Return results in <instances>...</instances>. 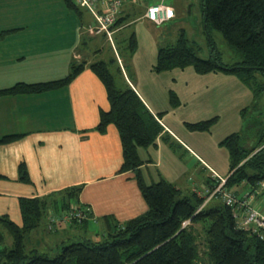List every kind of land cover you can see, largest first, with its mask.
Returning <instances> with one entry per match:
<instances>
[{"label":"trees","instance_id":"1","mask_svg":"<svg viewBox=\"0 0 264 264\" xmlns=\"http://www.w3.org/2000/svg\"><path fill=\"white\" fill-rule=\"evenodd\" d=\"M63 1L78 16L83 27L87 28L94 22L91 13L75 0ZM201 2L206 31L210 34L211 28L220 30L242 59L234 63L224 62L219 52L214 51L210 35L211 57L204 59L198 55L182 29L174 44L159 47L154 69L162 72L192 66L202 74L221 71L236 75L251 87L256 102L264 91V82L257 80L258 75L264 77V0ZM85 11L90 15L88 19ZM121 11L122 7L111 26L115 32L128 24L129 15H119ZM15 30L1 31L0 39ZM137 46L136 33L133 32L127 47L134 53ZM121 59L124 68L125 59ZM87 65L84 59L80 62L74 60L69 73L62 78L39 82L19 81L10 87L0 88V96L38 94L65 87ZM88 66L103 82L109 103L108 109L101 111L98 129L104 132L111 124L118 129L123 147V161L118 172L134 173L148 209L123 223L116 222L112 216H104L110 224L104 240L63 241L57 245V255L50 257L37 249L28 250L27 233L33 231V234H37L35 229L40 228L45 217L46 229L52 233L68 222L81 224L85 218L64 219L75 208L84 211L87 216L88 212L79 199L83 186H71L46 196L21 197V225L7 214L0 215V264H264V238L238 227L234 212L243 213L239 204H228L221 192L208 197L221 183L215 170L209 167L212 176L205 178L207 186L204 190H200V185L194 186L190 194H184L181 186L161 173L157 181L147 183L142 167L152 160L142 159L140 148L155 146L157 139L162 137L169 140L174 148H183L185 153L183 144L166 132L162 112L151 111L130 78H125L124 87H118L105 60L95 61ZM120 67V70L123 69ZM170 95L171 105L178 107L181 101L177 93L171 91ZM248 109L246 107L243 111ZM259 114L260 117L251 122L253 129L250 133L234 132L220 142L227 148L230 157V171L224 177V187L228 192L242 182L249 184L247 188L251 190L264 181V115ZM216 120L217 117H214L186 125L192 131H209ZM24 135H4L0 137V144L12 143ZM18 170L20 180L31 181L25 162H20ZM232 190L230 193L238 200L245 199L244 192L248 191H240L238 195V189ZM263 194L264 189H261L255 198ZM217 196H222L225 203H216L207 208L206 200H213Z\"/></svg>","mask_w":264,"mask_h":264},{"label":"crops","instance_id":"2","mask_svg":"<svg viewBox=\"0 0 264 264\" xmlns=\"http://www.w3.org/2000/svg\"><path fill=\"white\" fill-rule=\"evenodd\" d=\"M132 2L134 1L123 0L119 15L126 14L127 5L135 4ZM156 3L167 5L164 0H158ZM150 5L145 3L143 19L149 20L145 13ZM30 7L26 1L23 3L22 0L20 3L18 0V3L11 7V14H0L4 20L0 23L2 25L0 32L16 29L0 39V88L10 87L19 81L39 82L62 78L69 73L70 64L74 60L80 62L84 59L88 65L104 60L102 58L95 60V55L90 56L89 50L82 49L83 44L88 45V41L97 39L94 37L98 35H90L73 11L63 8L64 10L55 16L50 13L51 19L57 18L59 26L48 22L53 28L38 29L28 26L29 22L26 21ZM189 10L192 11L191 8ZM175 12L174 18L161 25L165 24L168 28L181 22L182 13L177 10ZM60 19L65 26H60ZM122 29L117 30L114 37ZM30 31L33 32L31 35ZM52 32L60 35L61 43L57 45L50 43L51 50L48 41ZM26 35L30 46L25 43ZM103 35L101 34V37ZM101 39L93 41L96 45L95 52L100 49L97 48V44L101 43ZM67 51L71 52L70 57ZM115 51L117 52L116 47ZM88 65L65 87L38 94L0 96V137L7 134H25L12 143L0 144V175L4 176L0 177V215L7 214L19 225L22 224L19 205L21 197L46 196L71 186H83L79 199L88 214L80 225H84L87 231L91 224L92 230L99 227L103 236L110 226L104 216H112L116 222L123 223L148 209L134 173L118 172L123 161V147L118 129L112 124L104 132L98 129L101 111L107 110L109 103L103 82ZM134 88L151 111L157 113L143 93L135 86ZM163 123L166 132L174 135L183 144L184 160L187 164L195 159L194 170L201 169L203 173L209 171V176H212L210 168L215 169L206 162V158L200 155L195 147L181 139L171 129L172 127L164 121ZM161 138L157 139L154 150H149V147L146 149L149 158L142 157L143 148H140L142 159L152 160L142 169L147 168L150 172V168L154 166L157 174L161 173L178 186L190 185L193 190L194 186L200 185L202 188L200 190H204L207 186L205 179L201 178L199 183H191V173L181 172L174 176L170 168L173 165V157L169 166L170 154L166 152ZM20 162L27 164L30 182L19 179ZM152 178L154 180V177ZM242 189L248 190L247 186ZM260 198L257 201L264 210V200ZM212 201L206 200V206ZM72 225L69 222L65 223L58 230H65L67 228L64 227ZM93 236L100 237V234ZM69 238L72 237L68 235Z\"/></svg>","mask_w":264,"mask_h":264},{"label":"rangeland","instance_id":"3","mask_svg":"<svg viewBox=\"0 0 264 264\" xmlns=\"http://www.w3.org/2000/svg\"><path fill=\"white\" fill-rule=\"evenodd\" d=\"M25 1L27 5L31 6L29 15H26V21L29 22L28 26L30 25L32 28H53L48 22L54 26H59L57 18L51 19L50 13L55 16L59 11L64 10L63 8L67 9L63 0H23V3ZM133 1L135 2V0ZM145 1L149 4H154L158 0H137L135 2L136 5L134 2H132L134 5H127L129 12H127L129 15L127 17L128 24L115 35L113 42L105 35L102 37L98 35L94 38H102V41L99 45L97 44V48L100 47L97 52L94 49L96 45L93 44V41L95 42L97 39H92L93 41H88V45L83 44L81 47L89 50L90 56L95 55V60L102 58L108 63L118 87H124L126 85L125 78H130L138 91L146 97L145 99L149 105L157 113L162 112L163 121L172 127L171 129L181 139L195 147L199 151L197 152L204 156L206 162L217 172L222 173L223 176H228L230 157L227 148L221 145L220 142L234 132H240L241 134L246 131L247 133L251 132L253 129L251 122L260 117V112L264 115V91L255 102L251 87L236 75L221 71L202 74L198 73L192 66L185 69L175 68L169 71L157 72L154 66L157 63L159 47L174 44L182 29H184L187 38L197 49L198 55L204 59L211 57L212 46L209 35L213 38L214 51L219 52L224 62L234 63L241 60L242 56L234 47L228 44L220 30L211 28L210 34L206 31L201 0H164L168 6L170 5V7H174L175 10L182 13L181 22L168 28L165 27V24L156 25L142 18L145 10ZM19 2L22 3V0H19ZM16 3H18V0H1L0 14H11V7ZM190 8L192 11L189 10ZM84 14L86 19L90 17L87 11ZM3 21L0 15V23ZM67 22L70 25V22ZM60 26H65L61 19ZM0 27H2L1 24ZM133 32L136 33L138 45L134 53L127 47L129 37ZM32 33L30 31L29 35ZM27 37L28 35L25 36V43L30 46V41ZM60 39V35L53 32L50 33L49 49L52 50L50 43L54 45L60 44ZM43 40L45 41V39ZM80 51L85 53L81 49ZM67 54L69 57L71 56V52L67 51ZM118 56L125 59V66L124 69H121L122 71L120 70ZM257 80L264 82V77L258 75ZM171 91H175L181 101L178 107L171 105ZM246 107L249 109L243 111ZM214 117H217V120L209 131H192L186 125V123H194ZM161 142L165 146L166 152L170 154L169 166L173 157V165L170 168H172L174 176L181 174V172L184 174L191 173V183H199L201 178L204 180V177H210L209 171H204L203 173L201 169L194 170L195 159L192 163L187 164L184 160L185 153L183 148H174L170 141L165 138H161ZM153 148L154 146L152 145L149 150H154ZM146 149H142L141 155L144 158H149ZM150 172L147 168L143 169L147 183L157 181L159 177L156 167L152 166ZM152 177H154V180ZM245 186L249 187V184L242 182L239 186L232 189H239L244 192L245 190L242 188ZM182 189L184 194H190L191 192L190 185H183ZM232 189L230 192L233 191ZM238 195H240L239 192ZM260 199L264 200V194ZM215 203L223 204L225 202L222 196H217L212 203L208 204L207 208L212 207ZM253 205L258 208L261 207L257 198L254 199ZM46 223L47 218L45 217L41 222L40 228L35 229L38 232L37 234H33V231L27 233L26 245L28 250L37 249L41 253H47L50 257H54L57 255L55 254L57 253V245L62 240L70 243L84 239L101 241L105 238L99 227H94L92 230V224L88 231L84 228V225L81 226L79 224L67 226L64 227L67 228L65 230L59 229L52 233L46 229ZM94 234H100V237L93 236ZM68 235L72 238L68 239Z\"/></svg>","mask_w":264,"mask_h":264},{"label":"built area","instance_id":"4","mask_svg":"<svg viewBox=\"0 0 264 264\" xmlns=\"http://www.w3.org/2000/svg\"><path fill=\"white\" fill-rule=\"evenodd\" d=\"M81 7L86 8L94 18V22L88 25L87 30L91 35L104 34L111 42L114 39L115 29L111 26L115 23L118 13L121 10L123 0H75ZM146 17L154 22L156 25H161L165 21L171 20L176 16L175 9L162 3L151 4L146 13ZM120 65L123 68L122 59L118 56ZM124 69V68H123ZM215 175L221 178L220 185L210 192L209 198L221 192L227 199L228 204L238 203V207L242 210V214L235 211L234 214L237 218V225L239 228L251 231L260 238H264V210L253 205L255 195L264 189V181L258 183L254 188L245 193V199L238 200L233 194L228 192L224 187L226 179L219 176L216 172ZM86 218V213L82 210L75 208L64 220Z\"/></svg>","mask_w":264,"mask_h":264}]
</instances>
